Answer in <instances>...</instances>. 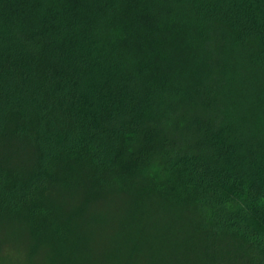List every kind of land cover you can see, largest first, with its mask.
I'll list each match as a JSON object with an SVG mask.
<instances>
[{
  "label": "trees",
  "instance_id": "obj_1",
  "mask_svg": "<svg viewBox=\"0 0 264 264\" xmlns=\"http://www.w3.org/2000/svg\"><path fill=\"white\" fill-rule=\"evenodd\" d=\"M0 264H264V0H0Z\"/></svg>",
  "mask_w": 264,
  "mask_h": 264
}]
</instances>
